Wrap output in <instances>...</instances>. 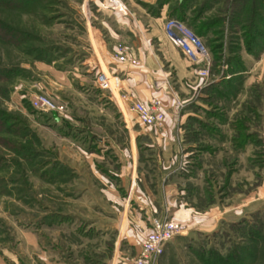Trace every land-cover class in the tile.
<instances>
[{
    "label": "rangeland",
    "instance_id": "rangeland-1",
    "mask_svg": "<svg viewBox=\"0 0 264 264\" xmlns=\"http://www.w3.org/2000/svg\"><path fill=\"white\" fill-rule=\"evenodd\" d=\"M208 2L212 8L205 18H196H212L208 33L214 34L222 58L218 70H211L210 78L193 92L192 102L181 107L194 105L202 115L185 120L179 154L184 162L189 157L228 166L241 158L244 195L259 192L258 205L253 203L256 208L243 217L249 222L259 217L264 228V0ZM88 12L85 0H0V20L14 30L11 37L0 28V67H12L0 79V114L15 116L19 125L17 132L0 129V264H127L136 250L138 224L126 240L116 242L124 199L101 183L105 174L92 163L152 162L149 154L155 162L160 151L137 144L135 131L142 124L134 121L117 93L119 110L110 91L97 86L94 61L101 58ZM227 61L234 69L230 77L223 72ZM224 77L231 78L229 84L212 90L209 84ZM38 92L61 107L57 125L45 119L47 110L30 106L29 96ZM197 98L199 103L194 102ZM203 111L210 114L208 120ZM82 116L86 135L78 132ZM239 120L244 130L254 132L244 135L240 145L233 140V129L229 135L221 131ZM122 124L130 131L129 142L123 140ZM206 124L213 128L206 129ZM90 130L98 133L97 139ZM224 138L228 145L221 146ZM232 222L208 233L179 223L186 229L164 244L154 264H202L196 254L202 247L212 245L223 252L243 240ZM256 249V264H264V237Z\"/></svg>",
    "mask_w": 264,
    "mask_h": 264
},
{
    "label": "crops",
    "instance_id": "crops-1",
    "mask_svg": "<svg viewBox=\"0 0 264 264\" xmlns=\"http://www.w3.org/2000/svg\"><path fill=\"white\" fill-rule=\"evenodd\" d=\"M120 1L124 10L112 8L106 0H85L89 8L87 20L93 43L101 58H95L94 62L98 68L100 60L107 70L119 79V92L125 93L126 96L122 98L124 104H128L132 99L147 102L153 96L161 99L164 110L162 123L159 126L139 125L135 131L137 144L145 143L149 149L160 151V156L155 158V162L152 154H149L148 157L151 158H147L152 162H107L108 166L104 165V162H93L92 165L95 170L105 174H102L104 182L100 181L106 188L113 190L110 191L114 197L124 199L116 242L126 240L125 235L139 225L138 230L141 233L133 243L135 254L150 228L153 215L166 216L176 224H187L191 231L213 232L221 228L222 223L236 221L255 209L253 203L258 205L259 192L252 190L244 195V165L241 158H234L228 166V162L224 161L189 160L188 149L185 162L179 154V150L183 148L181 135L185 120L200 117L202 113L194 111V105L191 104L175 112L171 96L177 95L184 103H191L193 92L201 87L202 80L195 74L196 65L188 60L165 34L162 24L179 4L183 6V12L187 16L190 15L187 14L189 10L193 11L196 5H200L201 2L198 1L201 0ZM211 8L210 4L204 5L199 11L198 19L205 18ZM200 21H204L201 23L203 31H199L198 35L211 52V46L216 41L214 34L208 33L213 20L206 18ZM117 43L126 44L132 58L138 63L119 62L113 58L112 50ZM91 63L90 67L93 66ZM106 76L109 78V74ZM206 96L201 100L207 98ZM110 98L119 110L111 92ZM199 101L198 98L194 100L196 103ZM203 112L208 120L210 114ZM204 115L202 119H205ZM83 120V116L78 117V121H81V124H78V132L86 135ZM232 129L229 125L221 131L229 135ZM121 131L123 140L127 138L129 142L128 128L122 124ZM90 132L91 137L95 139L98 133L91 130ZM220 145H228L226 138L220 141ZM248 168L252 174V164ZM245 179L249 178L245 176ZM96 181L100 184L99 180ZM121 226L123 227L120 233ZM115 240H112L113 245ZM122 264L126 262L122 261Z\"/></svg>",
    "mask_w": 264,
    "mask_h": 264
},
{
    "label": "built area",
    "instance_id": "built-area-1",
    "mask_svg": "<svg viewBox=\"0 0 264 264\" xmlns=\"http://www.w3.org/2000/svg\"><path fill=\"white\" fill-rule=\"evenodd\" d=\"M107 3L118 10H124V5L120 0H106ZM163 31L180 48L183 55L196 65L195 74L199 76L202 83L210 78L212 55L200 35H198L186 22L168 16L163 21ZM112 57L119 62L138 63L132 58L129 47L123 43H117L112 50ZM106 69V72L103 69ZM109 74V78L106 75ZM100 88L108 89L111 93H117L121 98H125V93L119 92V79L109 72L106 66L98 62V68L94 78ZM120 93V94H119ZM172 108L177 112L184 104V101L177 95H172ZM30 105L35 109L60 111L59 104L54 103L45 93H34L29 96ZM129 111L133 113L134 121L145 126H159L164 119V110L161 99L153 96L147 102L132 99L127 104ZM122 113V112H121ZM123 115V113H122ZM124 117V115H123ZM130 119V118H129ZM126 123L128 119H123ZM186 229L181 224H176L165 217H152L150 228L142 238L135 254L130 256L127 264H154L161 254L164 244L178 233Z\"/></svg>",
    "mask_w": 264,
    "mask_h": 264
},
{
    "label": "trees",
    "instance_id": "trees-1",
    "mask_svg": "<svg viewBox=\"0 0 264 264\" xmlns=\"http://www.w3.org/2000/svg\"><path fill=\"white\" fill-rule=\"evenodd\" d=\"M208 4H210L208 0H205V2L201 1L200 5H198V7L193 10V14L190 17L185 16L184 12L180 11L183 10V6L179 4V6H176V9L174 8V11L173 13H171V16L183 20L198 34L199 31H203V29H201V23L204 22L201 21L198 22L196 17H198L200 13L199 11H201L202 7ZM0 28L4 32H6L8 36L11 37L13 36L12 34L14 33L13 28L8 26V24L3 23L1 20H0ZM249 35H251V31L249 32ZM211 55H212V62H211L210 71L211 70L217 71L220 65L219 64L220 59L222 58L220 45L217 44V40L211 46ZM227 63L229 66L223 69V72H227L229 74L228 77H230L234 69L231 67L228 61ZM11 73H12V67H0V79L10 75ZM228 77L227 78L224 77L218 82H212L209 84V86L212 87V90H216L219 89V86L222 85L223 83H226L228 85L231 79ZM47 111L48 112L44 113L46 115L45 119L47 121H50L53 125H57V123H59L60 121V117L56 120V118L51 114V110H47ZM16 120H18V118L6 114L5 112L0 114L1 131L13 132L18 130L19 125L18 123L15 122ZM62 121L66 123V120H62ZM62 123L58 124L59 127L63 126ZM230 124H231L230 126L233 128L235 133V136H233L234 137L233 140L235 144H239V145L242 144L244 135L254 134V132L248 131L247 129L248 127L244 130L243 122L240 120L237 122H231ZM205 128L211 129L213 127L211 124H206ZM255 219L256 220L249 222L247 218L241 217L237 221L230 223L229 225L233 227L234 230L239 234V239H243L245 242H243V240L239 242L237 241L232 242V244L230 246H227L223 252H221L219 248L214 247L212 245L208 247H202L201 249L196 251L197 257L199 258L200 262L202 264H256L258 257L256 245H258L259 240H261L262 237H264V235L262 234V230H264V228H261L262 225L261 223H259L260 221L259 217Z\"/></svg>",
    "mask_w": 264,
    "mask_h": 264
},
{
    "label": "water",
    "instance_id": "water-1",
    "mask_svg": "<svg viewBox=\"0 0 264 264\" xmlns=\"http://www.w3.org/2000/svg\"><path fill=\"white\" fill-rule=\"evenodd\" d=\"M51 113H52V115L55 117V118H57V116H56V111H51Z\"/></svg>",
    "mask_w": 264,
    "mask_h": 264
}]
</instances>
